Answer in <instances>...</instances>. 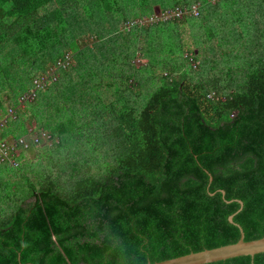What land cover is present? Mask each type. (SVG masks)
I'll use <instances>...</instances> for the list:
<instances>
[{"label":"trees","instance_id":"16d2710c","mask_svg":"<svg viewBox=\"0 0 264 264\" xmlns=\"http://www.w3.org/2000/svg\"><path fill=\"white\" fill-rule=\"evenodd\" d=\"M216 2L161 0L164 11L197 6L199 17L123 29L151 17L155 2L138 0L119 18L115 0H0V71L8 60L19 64L18 75L32 69L17 91L2 84L7 74L0 80V120L35 90L39 74L68 54L75 62L0 137H23L32 120L35 131L60 139L42 148L46 160L76 147L57 175L22 176L24 187L2 182L0 264H153L236 244L240 231L228 221L240 209L236 200L243 208L233 221L245 241L264 238V0L237 17L223 10L239 7L234 0ZM207 18L220 32L231 24L256 35L242 42V34L231 48L248 61L237 87L205 77L212 59L197 63L210 49L193 39L200 24L192 22ZM184 21L193 60L182 56L188 45L177 23ZM156 25L164 29L155 33ZM86 36L95 39L91 47ZM190 59L205 79L182 71ZM89 141L102 147V160L115 157L112 169L88 154ZM39 148L17 151V167L0 166L16 175L24 155ZM213 264H264V254Z\"/></svg>","mask_w":264,"mask_h":264},{"label":"rangeland","instance_id":"374dc122","mask_svg":"<svg viewBox=\"0 0 264 264\" xmlns=\"http://www.w3.org/2000/svg\"><path fill=\"white\" fill-rule=\"evenodd\" d=\"M115 1L117 3L118 9H120L119 13H118L119 18L120 17L124 18L126 16H129L134 10H136L138 8V0H115ZM150 1L151 2L154 1L156 4L153 7V14L151 15V17H146L142 20L141 19H134L135 21H133L132 23L126 24L125 26H123V29L125 27L128 28L132 25H137V24L142 25V27L150 25V23H148V24L146 23V21H148V20L150 21V19H154V23H156V21L158 19L161 21H165V19H161L162 16L164 15V12H168V11H172V10H169V9L166 11L162 10L161 4H160L161 0H150ZM172 1H177V0H172ZM209 1L211 4L217 3L216 2L217 0H209ZM259 1L260 0H234V2L240 8L234 7L231 10V6H230L231 2H229V3H226L227 6H225L223 10H226L228 12H232L234 14V16L237 17L240 15L241 12L247 10L246 4H248L250 2H256L258 5ZM222 2H220V4ZM243 5H244V7L241 8V6H243ZM249 8H251V7L249 6ZM199 14H200V12H199ZM230 19H233V18H230ZM185 22L186 21L177 23V24H180L179 25L180 26L179 33L181 35V38L183 37L182 38L183 43L185 45H188L185 47L186 50L183 52L182 56L184 58H186V57L192 58L194 55L192 52L194 51V53H195L196 48L191 46L192 45L191 44L192 43V35H191V31L188 29V27H186ZM192 23L200 24L197 26V28L195 30L196 32L194 33L193 39H197V44L200 46V48L206 47L207 49H210L209 50L210 53H208V52L204 53V54L201 53L202 57L197 58V63H199V65H201L203 60L206 61V59H212L213 63L210 64L211 68H207L209 71V72H207V75H205L206 72H204V70L201 71L202 68H199V66H198V69L195 68V66L197 67V63L195 61H192L193 58H192V60L191 59L189 60V63L191 65V67L196 70V72L193 71L188 64H186V66L183 68L182 71L186 70L189 74H191L193 76H197L199 73H202V76H203L202 79H205L204 75L206 78L213 77V76H218L219 78H221L223 80L227 78L228 83L232 84L234 87H237V84H238L237 82L241 81V77L248 73V71H247L248 69L246 68V66H248L247 65L248 61H246V57L243 56L242 54L240 55L237 52H235V53L232 52L231 48L235 43H237V39L242 34L244 36V39L242 40V42H244V41L249 42L252 40V37H256V35L248 36L244 32V29H245L244 26L239 30L238 27H233L231 24L224 25L222 32H220L219 25H214L215 24L214 19L213 20H211V19L209 20L208 18L205 20L204 19H199V20L195 19ZM136 27H139V26H136ZM123 29H122V31H123ZM154 29H155L154 32L156 33V31H160L164 28L161 25H156ZM234 29L237 32H235ZM152 30L153 29H151V32H152ZM234 32L239 33V34L234 36L232 34ZM212 34H214V35H212ZM157 35H158V33H157ZM170 35L172 36L171 33H170ZM258 37L260 38L259 35H258ZM84 40L87 42V43L86 42L85 43L88 44V46H90V47L95 43L94 37L91 38L89 36L88 37L86 36ZM215 49H218V51L214 53L213 51ZM189 50H192V51L189 52ZM237 55H239V56H237ZM140 56H141V54H137V58L133 62L134 66L137 68H140L143 65V62L140 60ZM175 58L177 59L178 62H181V59L179 57H175ZM73 63H75L74 59L72 61V65H73ZM75 66H76V64H75ZM18 67H19V64L14 62V60L13 61L8 60L7 62H5L3 64V67L0 71V80L2 79L4 74H7V80L10 81V83L8 81H6L5 83L2 82V84L3 85L6 84L7 87H9V88L11 87V89L13 88L15 91H17L18 87L21 86L20 84L18 85L17 83H19L20 81H26L28 75H29V77L32 76V69L30 68L29 65H25L23 67L24 71H22V70L20 71L21 75H18V71H19ZM212 67H215V70H213ZM207 69H206V71H207ZM51 70L48 69V71H46L45 73H47ZM13 71H15V72L13 73ZM15 73H17V74H15ZM161 73H163V71ZM60 74L61 73L59 71L57 74L58 79L60 77ZM11 75H15V76L13 78L8 77ZM44 75H45L44 73H41V74H39L38 77L39 78L42 77L41 79H43V78L47 79L48 75H46V76H44ZM18 78H19V81L17 80ZM58 79H57V81H58ZM46 85H47V87H45V89L49 88L51 83L46 82ZM224 93H228V92L225 91ZM16 95H17V93H16ZM216 99H217V97H216ZM26 106L20 110L21 114L23 111L27 110V109H25ZM20 112H18V113L20 114ZM18 113H17V116H18ZM21 114L19 115V117L23 116V115H25L27 117L29 113H28V111L27 112L25 111L23 113V115H21ZM88 122L90 123V119H88ZM25 125L28 129H32V130L36 126L35 122L32 120H28ZM28 129H27V131H28ZM47 133L52 137V140H50L46 144L39 146L40 148L38 150V153L33 154V155H27V154L24 155L25 160L21 162V165H20V166H22L20 168L21 170L16 175L11 170V168H7L5 166H0V187L2 185V182L4 184H11V183L17 182V181H18L17 185H19L21 187H24L25 185L28 186V184H30L29 180L26 178L20 179L22 176H26V177L29 176L33 179L37 178V180H40L42 177L41 172L52 171L53 175H57L59 173L58 172L59 169L62 166L63 167L66 166L67 162L65 160L66 159H72L70 155H72L73 150H75L76 147H71L72 148L71 150L69 148L64 149V150H62V152H59L58 156L54 155L53 159L46 160L47 156L42 153V148L45 147L48 149H50V148L54 149L53 148L54 145L60 141L59 138L53 137L51 135L52 133L51 134L49 132H47ZM86 146H88V154H92V155L95 154L96 157H99V161L101 162L100 164H102V166L100 168L106 167V172L108 169H112L116 165V162H114L115 157H111V159L106 158L105 160H102V158H101L102 147H99L95 142L89 141L86 143ZM57 150L55 149V151H57ZM104 161H105V163H103ZM100 170H103V169H100ZM100 178H102V177H100ZM33 179L31 181H35ZM6 187H8V185H6ZM16 190L17 189L15 186H11V189H10L11 193L15 192ZM6 194H7V189L4 193L0 190V204L3 202V201H1V199H2L1 196H4Z\"/></svg>","mask_w":264,"mask_h":264},{"label":"built area","instance_id":"2783aa9c","mask_svg":"<svg viewBox=\"0 0 264 264\" xmlns=\"http://www.w3.org/2000/svg\"><path fill=\"white\" fill-rule=\"evenodd\" d=\"M199 8L197 6H193L192 8H176L174 11H168L164 12V15L161 19H165V21L157 20L156 23H154V19H150V21H146V23H150L151 25L160 23V22H167V21H179L183 20L186 17L199 16ZM133 26H139L142 25H132ZM128 27V28H130ZM73 56L71 54L66 55L64 58L60 59L56 66L51 68L49 72H47L44 76L48 75L47 79L42 77L38 78L34 82L35 90L31 92L30 94L22 97L20 99L19 105L15 108H9L7 111V115L0 120V136H1V130L5 128L11 120H15L17 118V111H20L23 107H25L28 104H31L36 99V92L44 90L45 87H47L46 82H56L58 79V72L62 70H67L69 66L72 65ZM50 80V81H49ZM51 140V136L45 132V131H35L34 129H28L26 135L23 137L17 139V140H3L0 137V163L1 164H11L14 167H17L18 163L15 162L14 157L15 153L17 151H23L30 149L32 146L39 147L43 144L48 143ZM23 149V150H22Z\"/></svg>","mask_w":264,"mask_h":264},{"label":"water","instance_id":"95a60500","mask_svg":"<svg viewBox=\"0 0 264 264\" xmlns=\"http://www.w3.org/2000/svg\"><path fill=\"white\" fill-rule=\"evenodd\" d=\"M210 182H212L211 177H210ZM220 193L224 198L225 192L220 191ZM235 202H237L240 205V209L236 213L238 214L239 212H241L243 208V203L237 200ZM227 203H232V202H227ZM235 215L230 216L228 218V221L230 224H233L236 227H238L240 231V240L236 244L226 245L211 250H204L198 253H191L183 257H178L175 259H170L153 264H213V263H218L240 257H251L253 259L257 255L264 254V238L249 242L245 241L244 232L242 228L239 225L235 224L233 221Z\"/></svg>","mask_w":264,"mask_h":264}]
</instances>
